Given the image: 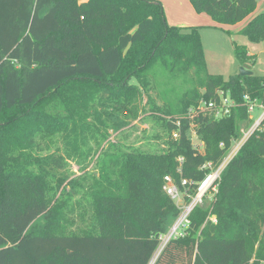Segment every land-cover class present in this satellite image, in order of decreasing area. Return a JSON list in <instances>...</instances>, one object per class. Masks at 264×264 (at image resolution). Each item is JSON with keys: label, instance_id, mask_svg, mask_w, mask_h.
Wrapping results in <instances>:
<instances>
[{"label": "trees", "instance_id": "16d2710c", "mask_svg": "<svg viewBox=\"0 0 264 264\" xmlns=\"http://www.w3.org/2000/svg\"><path fill=\"white\" fill-rule=\"evenodd\" d=\"M189 3L222 25L256 7ZM238 34L263 42L264 13ZM233 53L249 70L247 50ZM222 98L228 116L195 112ZM245 98L264 106V76L208 74L197 28L169 26L159 2L0 0V264H149L178 215L163 177L204 179L251 127ZM133 123L156 131L128 144ZM64 221L93 230L63 233ZM189 221L153 264L264 261V118Z\"/></svg>", "mask_w": 264, "mask_h": 264}, {"label": "rangeland", "instance_id": "374dc122", "mask_svg": "<svg viewBox=\"0 0 264 264\" xmlns=\"http://www.w3.org/2000/svg\"><path fill=\"white\" fill-rule=\"evenodd\" d=\"M153 1L159 2L162 6V3L159 0ZM163 13L166 23L169 26H176L174 23L176 17L170 15L167 16L164 9ZM213 23L217 25V27L207 28L203 26L204 24L200 26H176L181 28H197L202 43L206 72L210 75H220L224 79H227L229 75L238 74L240 67L233 53V44H235L237 46L244 47L247 50L248 55L251 56V65L248 68L252 75L264 76V41L253 43L247 37L238 34V31L235 29H230L227 27L233 25H222L215 22ZM262 111L263 109L259 104L254 105L253 111L250 114V117L252 118V124L259 118ZM132 126L133 127L130 130L127 129V133L125 134L128 135L126 143L131 145H141L142 142L140 141V138L142 136L150 135L153 131H156L153 129V126L151 128L150 124L147 125L144 123H133ZM193 134L194 133H191L192 141L194 144H198L199 142L197 141L196 136ZM114 139L118 140V138ZM135 139L136 141L140 142L138 144L134 143ZM119 140H121L120 136ZM160 148H162V146H160ZM199 151L202 152L203 149L200 148ZM72 169L76 170L75 167H72ZM204 206L207 205L205 204ZM43 224L44 221L42 216H40L31 224L28 232H36ZM90 229L93 230V226L90 221H64L62 232L67 234L83 233V231ZM156 256L157 254L154 253L149 264H153Z\"/></svg>", "mask_w": 264, "mask_h": 264}, {"label": "built area", "instance_id": "2783aa9c", "mask_svg": "<svg viewBox=\"0 0 264 264\" xmlns=\"http://www.w3.org/2000/svg\"><path fill=\"white\" fill-rule=\"evenodd\" d=\"M243 100L246 103L249 119L252 120L250 114L253 111L254 105L258 103L256 101H250L247 98ZM235 106V102L229 98H222L218 105L214 104L211 101H201L195 112L198 113L207 111L211 113L215 119H219L224 116H228L231 109ZM260 107L263 109V111L259 118L251 125L250 128L246 129L245 131H241V138L231 146L229 152L225 155L223 160L216 167L212 166L210 163L205 164L202 167L203 169L208 170V173L205 174L204 179H202L200 182L193 183L182 179L180 180V183L177 184L172 180L170 176L163 177L162 190L178 209V215L172 222L168 231L165 234L159 236V244L155 252L157 256L171 239L178 237L183 238L186 236L187 230L190 225L189 217L192 211L195 208L202 206L205 199H207L208 201H211L213 199V197L217 193V182L220 178L221 172L230 162V160L235 156V154L241 148V146L249 137V135L253 132L255 128L259 126L260 122L264 118V106L260 105ZM190 114L191 112L188 113V115ZM193 135L195 136V134ZM172 137L175 139L176 134H173ZM190 140L192 141L191 137ZM200 146L201 143L197 147H199L200 149L202 148ZM219 147L222 148L223 144H220ZM178 162L181 163L182 159H178ZM190 190L193 193H190ZM211 220L214 221V218L212 217ZM260 264H264V261L260 262Z\"/></svg>", "mask_w": 264, "mask_h": 264}, {"label": "crops", "instance_id": "0c3cea01", "mask_svg": "<svg viewBox=\"0 0 264 264\" xmlns=\"http://www.w3.org/2000/svg\"><path fill=\"white\" fill-rule=\"evenodd\" d=\"M166 15L176 17L174 23L176 26H200L203 25L207 28H215V25L209 17L204 14H196L188 0H159ZM264 12V0H256V7L254 11L241 22L227 26L230 29L239 31L248 21L256 14ZM172 23V22H171Z\"/></svg>", "mask_w": 264, "mask_h": 264}, {"label": "water", "instance_id": "95a60500", "mask_svg": "<svg viewBox=\"0 0 264 264\" xmlns=\"http://www.w3.org/2000/svg\"><path fill=\"white\" fill-rule=\"evenodd\" d=\"M239 76L241 77H245V76H251L252 73L249 70L244 69L243 67L239 68V72H238Z\"/></svg>", "mask_w": 264, "mask_h": 264}]
</instances>
